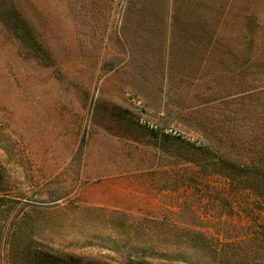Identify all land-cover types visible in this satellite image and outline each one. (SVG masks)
I'll list each match as a JSON object with an SVG mask.
<instances>
[{"label":"rangeland","instance_id":"1","mask_svg":"<svg viewBox=\"0 0 264 264\" xmlns=\"http://www.w3.org/2000/svg\"><path fill=\"white\" fill-rule=\"evenodd\" d=\"M15 1L0 264H119L75 240L120 223L172 264H264L263 199L216 172L264 179V0Z\"/></svg>","mask_w":264,"mask_h":264},{"label":"trees","instance_id":"2","mask_svg":"<svg viewBox=\"0 0 264 264\" xmlns=\"http://www.w3.org/2000/svg\"><path fill=\"white\" fill-rule=\"evenodd\" d=\"M0 19L5 25H13L11 27L14 28L16 33L25 34L26 28L16 9L15 0H0ZM222 164L224 169L219 168V170L216 171L217 173L225 175L237 185L250 188L253 192L258 194L264 202V179L261 181L255 180L256 177H261L260 174L263 173L255 170L252 166H242V168H238L235 165H231V169H227V162L223 161ZM245 168L249 170L251 168L254 169L253 175H255V177H249L251 171H246ZM241 169L245 170V174ZM118 229L119 232L115 235L108 234L104 230L82 229L80 233L81 237L75 241L76 243H81L82 241V247H96L114 254L119 264H148L147 261L152 260L172 264L182 261L183 253L179 249L168 251L163 245L142 241L143 235L139 233L136 234L132 228L126 226L125 223L118 224ZM210 260L214 262L216 257L205 255L204 264H210ZM190 263L196 264L194 262Z\"/></svg>","mask_w":264,"mask_h":264}]
</instances>
